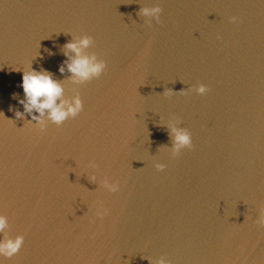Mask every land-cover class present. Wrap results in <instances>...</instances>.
<instances>
[{
	"label": "water",
	"instance_id": "1",
	"mask_svg": "<svg viewBox=\"0 0 264 264\" xmlns=\"http://www.w3.org/2000/svg\"><path fill=\"white\" fill-rule=\"evenodd\" d=\"M83 36L106 67L77 84ZM30 65L82 112L41 130ZM0 214L4 264H264V0H0Z\"/></svg>",
	"mask_w": 264,
	"mask_h": 264
},
{
	"label": "clouds",
	"instance_id": "2",
	"mask_svg": "<svg viewBox=\"0 0 264 264\" xmlns=\"http://www.w3.org/2000/svg\"><path fill=\"white\" fill-rule=\"evenodd\" d=\"M161 7L144 8L142 14L144 16L155 17L159 19ZM235 22V18H233ZM93 44L90 36H83L75 42L65 45L64 55L69 58L67 70L72 74L73 83L84 84L93 78L101 76L106 67L103 61L97 60L95 55H85L84 50ZM64 67L60 68V72H64ZM24 99L18 102L23 106L24 111L31 115L32 120L36 121L41 130L45 129V121L41 119L47 114V119L57 126L63 125L69 118L77 117L83 110V103L79 95L72 101L63 99L64 87L61 82L53 79L52 75L46 70L36 71L30 65L26 71H23L22 84ZM206 88L201 85L198 92L203 94ZM12 98H16L13 94ZM38 113L39 115H35ZM17 118H21L20 112L16 113ZM31 124V123H30ZM174 132V153H179L182 149L191 146V136L185 130L173 129ZM162 169V165H158ZM110 190L115 191L116 186L110 185ZM258 223L264 225V215L260 217ZM10 229L9 218L5 214H0V264H4L5 259H11L19 254L23 245L24 237L17 235L14 239L7 234ZM158 264H166L165 260H160Z\"/></svg>",
	"mask_w": 264,
	"mask_h": 264
}]
</instances>
